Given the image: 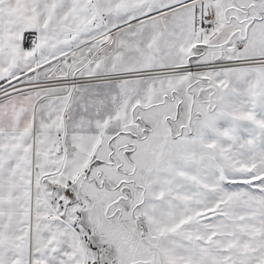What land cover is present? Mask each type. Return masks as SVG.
<instances>
[{"label": "snow or ice", "instance_id": "obj_1", "mask_svg": "<svg viewBox=\"0 0 264 264\" xmlns=\"http://www.w3.org/2000/svg\"><path fill=\"white\" fill-rule=\"evenodd\" d=\"M0 264H264V0H0Z\"/></svg>", "mask_w": 264, "mask_h": 264}]
</instances>
